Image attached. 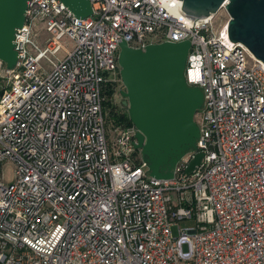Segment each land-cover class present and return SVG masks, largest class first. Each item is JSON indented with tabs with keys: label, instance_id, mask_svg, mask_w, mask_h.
Here are the masks:
<instances>
[{
	"label": "built area",
	"instance_id": "2783aa9c",
	"mask_svg": "<svg viewBox=\"0 0 264 264\" xmlns=\"http://www.w3.org/2000/svg\"><path fill=\"white\" fill-rule=\"evenodd\" d=\"M91 4L28 0L17 63L0 59V264H264V62L217 25L226 3L202 19L182 1ZM186 39L200 135L156 178L117 108L120 44Z\"/></svg>",
	"mask_w": 264,
	"mask_h": 264
},
{
	"label": "water",
	"instance_id": "95a60500",
	"mask_svg": "<svg viewBox=\"0 0 264 264\" xmlns=\"http://www.w3.org/2000/svg\"><path fill=\"white\" fill-rule=\"evenodd\" d=\"M28 0H0V59L13 69L18 60L15 32L24 23ZM77 17L92 14L91 0H62ZM196 19L219 11L223 3L230 15L228 36L243 43L264 62V0H181ZM118 61L125 89L122 95L130 120L138 128V147L150 174L172 178L177 162L197 148L200 127L195 114L204 107L202 87L185 77L191 40L152 43L133 48L121 42ZM197 153L188 172L200 164Z\"/></svg>",
	"mask_w": 264,
	"mask_h": 264
},
{
	"label": "rangeland",
	"instance_id": "374dc122",
	"mask_svg": "<svg viewBox=\"0 0 264 264\" xmlns=\"http://www.w3.org/2000/svg\"><path fill=\"white\" fill-rule=\"evenodd\" d=\"M217 25L220 23V22H224V21H227L230 19V15L227 11L226 8L222 9L219 14L217 15ZM0 83L5 86V84H7V80H3L1 79L0 80ZM119 86H122L121 83H119ZM124 86V85H123ZM125 89V87H124ZM125 100V97L121 94L120 92V89H117V93H116V102H117V108L118 106L122 105L123 104V101ZM3 169H4V175H5V182L9 183L13 180V177H14V164L11 162V161H8L6 162L4 165H3ZM174 200L177 202V199L176 197H174ZM194 222L192 221H187V220H182L180 221L178 224L174 225L173 226V231L175 234L178 233V229H179V226L180 227H188V226H192Z\"/></svg>",
	"mask_w": 264,
	"mask_h": 264
},
{
	"label": "trees",
	"instance_id": "16d2710c",
	"mask_svg": "<svg viewBox=\"0 0 264 264\" xmlns=\"http://www.w3.org/2000/svg\"><path fill=\"white\" fill-rule=\"evenodd\" d=\"M2 93V90L0 89V94ZM121 118H124V120L126 121V122H129V123H131L132 121L130 120V117H129V114H128V112L127 113H125V114H122V117Z\"/></svg>",
	"mask_w": 264,
	"mask_h": 264
},
{
	"label": "bare ground",
	"instance_id": "6f19581e",
	"mask_svg": "<svg viewBox=\"0 0 264 264\" xmlns=\"http://www.w3.org/2000/svg\"><path fill=\"white\" fill-rule=\"evenodd\" d=\"M172 1H173V0H172ZM174 1L181 2V0H174Z\"/></svg>",
	"mask_w": 264,
	"mask_h": 264
}]
</instances>
